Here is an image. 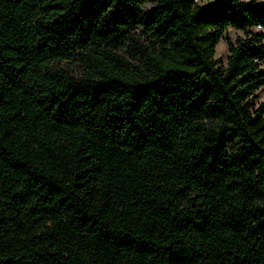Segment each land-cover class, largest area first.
I'll use <instances>...</instances> for the list:
<instances>
[{"label":"trees","instance_id":"16d2710c","mask_svg":"<svg viewBox=\"0 0 264 264\" xmlns=\"http://www.w3.org/2000/svg\"><path fill=\"white\" fill-rule=\"evenodd\" d=\"M254 27L264 0H0V264H264Z\"/></svg>","mask_w":264,"mask_h":264},{"label":"rangeland","instance_id":"374dc122","mask_svg":"<svg viewBox=\"0 0 264 264\" xmlns=\"http://www.w3.org/2000/svg\"><path fill=\"white\" fill-rule=\"evenodd\" d=\"M253 31H262L264 28L261 27H254L252 28ZM246 33L242 30L236 29L234 27H229L225 32L222 39L219 41L216 47V58L220 59L223 64H226L228 61V56L230 54L229 46L227 43V37L232 38L233 40H237L239 37H244ZM76 70H78L76 68ZM264 99V87L259 89L256 92V96L254 98L256 103L261 102Z\"/></svg>","mask_w":264,"mask_h":264}]
</instances>
